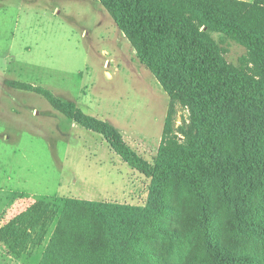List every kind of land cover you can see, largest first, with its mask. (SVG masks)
<instances>
[{"label": "rangeland", "instance_id": "374dc122", "mask_svg": "<svg viewBox=\"0 0 264 264\" xmlns=\"http://www.w3.org/2000/svg\"><path fill=\"white\" fill-rule=\"evenodd\" d=\"M237 1L254 7L250 24L264 22V0ZM209 43L227 65L260 79L246 47L218 33ZM99 123L151 168L200 132L197 114L142 62L100 0H0V264L44 263L62 201L147 208L151 172L129 166L94 129ZM223 123L220 158L264 160V115L229 108ZM215 181L207 211L184 184L159 190L167 235L146 246L162 255L151 264H204L205 254L224 252L264 264V179L231 175L227 196ZM53 202L56 216L45 214L37 232L22 240L9 230Z\"/></svg>", "mask_w": 264, "mask_h": 264}, {"label": "trees", "instance_id": "16d2710c", "mask_svg": "<svg viewBox=\"0 0 264 264\" xmlns=\"http://www.w3.org/2000/svg\"><path fill=\"white\" fill-rule=\"evenodd\" d=\"M100 1L112 12L142 62L174 97L197 114L200 132L187 146L169 147L151 168L123 143L113 128L99 123L94 129L129 166L151 172L149 204L144 211H139L78 200L62 201L43 264L161 261L162 255L146 250L151 241L167 235L159 220L166 215L169 205L158 193L160 189L166 194L171 183L184 184L197 200L205 203L203 210L207 211L216 179L224 183L225 196L229 194L227 179L231 175L255 174L264 179V160L220 158L226 110L237 107L264 115V22L250 24L245 19L254 7L237 0ZM209 33L226 35L246 47L257 61L260 79L245 76L227 65L210 45ZM39 207L21 217L23 227L15 228V223L9 227L14 236L20 233L19 239L23 240L27 233L37 232L45 214L52 211V219L57 214L55 202L42 210ZM202 218L208 221L205 213ZM205 255L204 264H242L244 260L243 256L227 252ZM190 259L194 263V257Z\"/></svg>", "mask_w": 264, "mask_h": 264}]
</instances>
